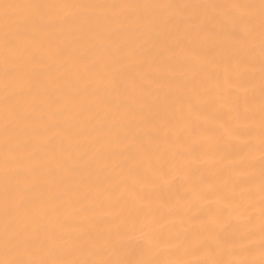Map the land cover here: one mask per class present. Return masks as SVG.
Here are the masks:
<instances>
[{
  "label": "bare ground",
  "instance_id": "1",
  "mask_svg": "<svg viewBox=\"0 0 264 264\" xmlns=\"http://www.w3.org/2000/svg\"><path fill=\"white\" fill-rule=\"evenodd\" d=\"M0 264H264V0H0Z\"/></svg>",
  "mask_w": 264,
  "mask_h": 264
}]
</instances>
